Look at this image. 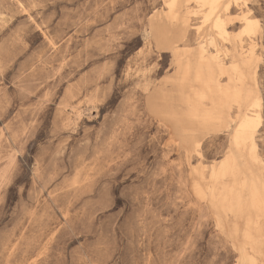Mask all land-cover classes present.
<instances>
[{"label":"rangeland","instance_id":"374dc122","mask_svg":"<svg viewBox=\"0 0 264 264\" xmlns=\"http://www.w3.org/2000/svg\"><path fill=\"white\" fill-rule=\"evenodd\" d=\"M0 264H264V0H0Z\"/></svg>","mask_w":264,"mask_h":264},{"label":"crops","instance_id":"0c3cea01","mask_svg":"<svg viewBox=\"0 0 264 264\" xmlns=\"http://www.w3.org/2000/svg\"><path fill=\"white\" fill-rule=\"evenodd\" d=\"M155 41L156 42L160 41L161 46L164 47V48H168V49L170 48V46L172 44V41L170 39H168L166 36H164L163 33H160V34L156 35L155 36Z\"/></svg>","mask_w":264,"mask_h":264},{"label":"bare ground","instance_id":"6f19581e","mask_svg":"<svg viewBox=\"0 0 264 264\" xmlns=\"http://www.w3.org/2000/svg\"><path fill=\"white\" fill-rule=\"evenodd\" d=\"M159 38H160V37H159ZM157 44H158V45H161V44H160V41H159V42H157ZM150 106H151V105H150Z\"/></svg>","mask_w":264,"mask_h":264}]
</instances>
